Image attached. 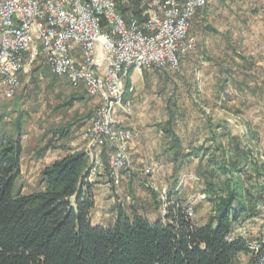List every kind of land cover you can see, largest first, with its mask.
<instances>
[{"label":"rangeland","instance_id":"obj_1","mask_svg":"<svg viewBox=\"0 0 264 264\" xmlns=\"http://www.w3.org/2000/svg\"><path fill=\"white\" fill-rule=\"evenodd\" d=\"M191 34L197 39L196 48L181 59L177 69L134 71L124 81L125 85L130 82L134 101L131 110L120 113L117 120L120 127L138 134L133 141L140 139L143 149L136 172L131 170L130 144L131 166L120 172L117 185L107 175L114 148L108 145L87 153V130L99 98L89 97L81 87L74 89L63 78L53 80L41 63L38 73L21 80L13 98L0 96V134L11 135L21 118V192L39 188V169L31 162L38 160L35 149L53 136L57 147L52 151L82 148L89 157L88 170L101 172L102 179L93 184L97 205L92 221L106 227L115 223L119 208L127 214L135 210L152 221L163 218L168 200L185 208L193 205L194 220L209 218L213 201L205 181L221 184L224 180L207 163V155L215 150L213 133L229 155L235 153L238 140L249 152V162L263 163L264 168V0H211L194 18ZM73 93L85 99L64 107ZM171 117L170 128L180 145L176 160L172 140L164 131ZM77 118L80 121L66 137L55 136L57 127ZM199 147L210 151L202 158L182 157ZM243 176L251 187L264 188V175L257 177L247 167ZM202 194L205 198L199 199ZM260 200L256 208L264 207V197Z\"/></svg>","mask_w":264,"mask_h":264},{"label":"trees","instance_id":"obj_2","mask_svg":"<svg viewBox=\"0 0 264 264\" xmlns=\"http://www.w3.org/2000/svg\"><path fill=\"white\" fill-rule=\"evenodd\" d=\"M123 12L129 14L127 8ZM39 70L37 66L32 73ZM45 72L51 73L47 67ZM51 78L58 77L51 73ZM129 88L130 82L126 98L131 94ZM84 99L73 93L63 106ZM79 121L57 127L55 136L63 139ZM172 121L171 117L164 131L172 140L176 160L180 145L170 128ZM21 129L18 118L11 135L0 134V264H244L243 259L252 264L249 238L233 234L242 218L254 215L264 197V188L251 187L243 173L248 167L261 177L264 168L263 163L249 162V152L240 141L234 145L235 153L229 155L213 133L212 154L207 155L210 148L199 147L182 155L185 160L207 155L214 173L224 176L221 184L214 179L205 181L213 210L204 224L195 223L181 203L168 200L163 218L152 221L135 210L127 214L119 208L115 223L105 227L92 223L95 193L88 181L90 163L84 150L44 166L38 174L39 188L21 192ZM54 141L53 136L36 148V159L56 148Z\"/></svg>","mask_w":264,"mask_h":264},{"label":"built area","instance_id":"obj_3","mask_svg":"<svg viewBox=\"0 0 264 264\" xmlns=\"http://www.w3.org/2000/svg\"><path fill=\"white\" fill-rule=\"evenodd\" d=\"M210 1L0 0V96L13 98L41 63L74 89L99 98L87 153L114 148L107 175L117 185L120 172L131 166L128 150L138 136L117 120L134 101L126 98L125 79L134 71L177 69L196 48L192 23ZM185 212L193 218L194 206ZM247 247L252 264H264V243L249 239Z\"/></svg>","mask_w":264,"mask_h":264},{"label":"crops","instance_id":"obj_4","mask_svg":"<svg viewBox=\"0 0 264 264\" xmlns=\"http://www.w3.org/2000/svg\"><path fill=\"white\" fill-rule=\"evenodd\" d=\"M138 139H136L135 141L132 142L131 144V154H132V158H133V167L131 168V170H135L136 172H138L140 169L138 168V164L136 162H138V160H140V154L142 152V147L141 146V140L137 141ZM82 148H68V149H59L57 151H52L51 149H49L45 155L43 156V158L38 159V160H32L31 164L36 166V168H38V174L40 172V170L46 166L49 165L50 163H52L54 160L60 159L62 157H64L65 155H67L68 153H72L74 151L80 150ZM101 176V172L100 173H90L89 177H88V181L91 183H97L99 182V180L102 179ZM132 178L134 179L135 174L132 173ZM104 179H107V177H104ZM107 192H109V190H107ZM111 193V192H110ZM109 193V194H110ZM97 205V199L95 197V207ZM117 217V216H116ZM207 219L204 220H194L195 223L202 225L204 224ZM116 221V220H115ZM92 223L94 225H102L101 223H94L92 221ZM114 224V223H113ZM112 224V225H113ZM111 225V226H112ZM106 227V226H105ZM110 227V226H109ZM234 236H242L245 238H253V239H258L260 240L262 243H264V207L260 206L257 208V210L254 212V215L252 217H244L242 218V220L239 222L236 230L234 231Z\"/></svg>","mask_w":264,"mask_h":264}]
</instances>
